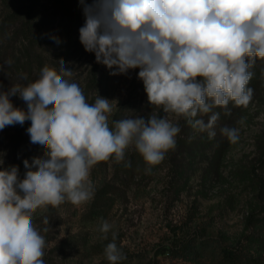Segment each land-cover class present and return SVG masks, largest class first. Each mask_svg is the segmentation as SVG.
I'll use <instances>...</instances> for the list:
<instances>
[{
    "label": "clouds",
    "instance_id": "clouds-1",
    "mask_svg": "<svg viewBox=\"0 0 264 264\" xmlns=\"http://www.w3.org/2000/svg\"><path fill=\"white\" fill-rule=\"evenodd\" d=\"M81 3L85 23L79 40L85 51L114 69L111 75L139 69L150 105L188 118L193 128L213 138L219 119L213 108L250 104L249 69L257 58L264 60V0ZM59 63V73L45 65L34 82L0 92V130L30 121V142L43 149L42 157L23 161L27 171L22 180L18 166L0 170V264H44L45 238L32 221L38 208L92 200V168L110 159L124 161L130 146L150 174L176 147L181 130L156 114L115 121L113 130L108 121L117 102L97 95L89 103L71 82L72 69L62 59ZM11 96H19L27 109L14 107ZM210 112L207 122L194 119ZM221 133L232 143L239 139L237 128L223 127ZM111 228L102 220L98 230L107 239ZM116 235L104 249L110 264L126 259Z\"/></svg>",
    "mask_w": 264,
    "mask_h": 264
},
{
    "label": "rangeland",
    "instance_id": "rangeland-1",
    "mask_svg": "<svg viewBox=\"0 0 264 264\" xmlns=\"http://www.w3.org/2000/svg\"><path fill=\"white\" fill-rule=\"evenodd\" d=\"M69 1L82 13L83 21L75 25L60 20V60L72 69L70 80L81 87L89 103L97 95L117 102L109 116L110 128L114 130L115 121L156 114L180 127L176 141L202 138L214 145L197 152L177 146L150 174L145 171L147 165L139 174L126 177L113 159L95 165L90 173L92 200L48 205L32 214L34 227L45 238L44 264H110L104 249L112 242L113 232L126 256L119 264H230L225 251L235 257L236 264H264V60L257 58L254 64L260 68L259 80L251 87L254 94L248 107H227L229 115L218 119L216 135L209 138L207 132L193 128L188 118L150 105L139 69L111 75L114 69L97 63L95 54L85 51L79 40L84 4ZM3 10L0 4V18ZM53 28H57L55 34L59 32L56 25ZM51 49L43 45L40 51L45 65L59 73L60 63ZM39 75L37 69L20 75L8 90L12 85L27 86ZM10 99L14 107L27 109L19 96ZM211 114L197 119L207 122ZM30 123L16 124L24 130L22 156L26 158L43 155L42 147L30 142ZM223 127L239 130L236 143L221 133ZM134 153L138 152L130 146L124 160ZM0 160L3 170L6 156L0 154ZM102 220L112 225L107 239L98 230Z\"/></svg>",
    "mask_w": 264,
    "mask_h": 264
},
{
    "label": "trees",
    "instance_id": "trees-1",
    "mask_svg": "<svg viewBox=\"0 0 264 264\" xmlns=\"http://www.w3.org/2000/svg\"><path fill=\"white\" fill-rule=\"evenodd\" d=\"M0 4L4 9L0 18V92H7L8 86L17 81L16 77L26 75L34 69L41 72L47 61L43 55L44 52L40 51L43 45H49L52 48L50 53L55 61L60 60V20L73 22L75 25L82 24L83 15L79 10L71 7L69 0H0ZM55 25L59 30L56 34L53 30L57 29L53 28ZM259 69L258 65L249 69L253 76L248 87L251 88L259 80ZM227 107H235V105L229 102ZM212 112H218L220 120L227 118L226 115L230 113L229 110L216 109V107ZM23 133L24 130L18 125L13 128L6 126L0 130V154L6 156V168L18 166L21 180L27 171L23 161L27 159L31 163L34 157L43 156L33 158L22 156L26 142ZM212 145L214 141L204 143L202 138H180L176 143V147L192 152ZM19 157H22L20 161ZM116 167L126 177H130L134 173L139 174L147 167V164L139 153H134L127 160L116 163ZM106 195L107 193H104L101 198L103 199ZM183 248L189 249L185 244ZM224 253L230 264H236L233 255L226 251Z\"/></svg>",
    "mask_w": 264,
    "mask_h": 264
}]
</instances>
